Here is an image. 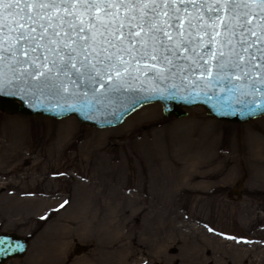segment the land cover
Segmentation results:
<instances>
[{"label": "rangeland", "instance_id": "374dc122", "mask_svg": "<svg viewBox=\"0 0 264 264\" xmlns=\"http://www.w3.org/2000/svg\"><path fill=\"white\" fill-rule=\"evenodd\" d=\"M186 111L104 129L0 111V232L30 242L7 264H264V116Z\"/></svg>", "mask_w": 264, "mask_h": 264}, {"label": "water", "instance_id": "95a60500", "mask_svg": "<svg viewBox=\"0 0 264 264\" xmlns=\"http://www.w3.org/2000/svg\"><path fill=\"white\" fill-rule=\"evenodd\" d=\"M150 104L263 117L264 0H0V111L104 129ZM29 244L0 233V264Z\"/></svg>", "mask_w": 264, "mask_h": 264}, {"label": "flooded vegetation", "instance_id": "af4514ba", "mask_svg": "<svg viewBox=\"0 0 264 264\" xmlns=\"http://www.w3.org/2000/svg\"><path fill=\"white\" fill-rule=\"evenodd\" d=\"M0 233H5V232H0Z\"/></svg>", "mask_w": 264, "mask_h": 264}]
</instances>
